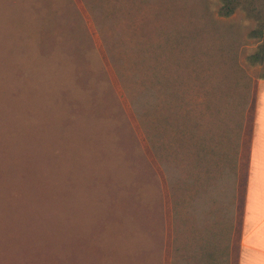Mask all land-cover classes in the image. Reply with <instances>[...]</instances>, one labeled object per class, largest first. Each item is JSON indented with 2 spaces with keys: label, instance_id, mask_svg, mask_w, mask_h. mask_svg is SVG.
Here are the masks:
<instances>
[{
  "label": "rangeland",
  "instance_id": "rangeland-1",
  "mask_svg": "<svg viewBox=\"0 0 264 264\" xmlns=\"http://www.w3.org/2000/svg\"><path fill=\"white\" fill-rule=\"evenodd\" d=\"M218 8L0 0V264H192L205 253L206 153L244 147L264 75L247 61L255 21Z\"/></svg>",
  "mask_w": 264,
  "mask_h": 264
},
{
  "label": "crops",
  "instance_id": "crops-1",
  "mask_svg": "<svg viewBox=\"0 0 264 264\" xmlns=\"http://www.w3.org/2000/svg\"><path fill=\"white\" fill-rule=\"evenodd\" d=\"M206 156L213 161L196 193L199 248L205 253L192 264H264V75L254 85L244 147L235 139L230 146L216 147L214 157Z\"/></svg>",
  "mask_w": 264,
  "mask_h": 264
},
{
  "label": "trees",
  "instance_id": "trees-1",
  "mask_svg": "<svg viewBox=\"0 0 264 264\" xmlns=\"http://www.w3.org/2000/svg\"><path fill=\"white\" fill-rule=\"evenodd\" d=\"M236 9L244 11L256 23L249 36L257 38L258 44L247 56V61L250 64L264 62V0H219L218 14L220 16H229Z\"/></svg>",
  "mask_w": 264,
  "mask_h": 264
}]
</instances>
